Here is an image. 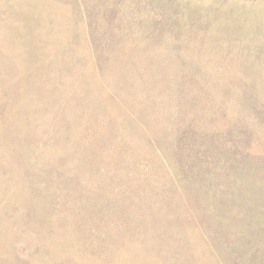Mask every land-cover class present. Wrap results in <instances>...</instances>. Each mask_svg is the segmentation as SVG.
<instances>
[{"label":"rangeland","instance_id":"374dc122","mask_svg":"<svg viewBox=\"0 0 264 264\" xmlns=\"http://www.w3.org/2000/svg\"><path fill=\"white\" fill-rule=\"evenodd\" d=\"M0 264H264V0H0Z\"/></svg>","mask_w":264,"mask_h":264}]
</instances>
